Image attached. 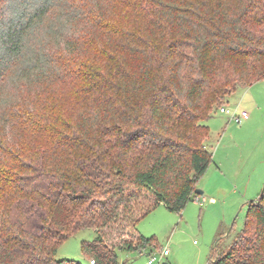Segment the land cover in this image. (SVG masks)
I'll list each match as a JSON object with an SVG mask.
<instances>
[{"label": "trees", "instance_id": "1", "mask_svg": "<svg viewBox=\"0 0 264 264\" xmlns=\"http://www.w3.org/2000/svg\"><path fill=\"white\" fill-rule=\"evenodd\" d=\"M111 1L91 0L90 14L70 0H0V264H82L56 253L89 227L82 252L95 264L156 247L137 224L198 195L213 161L202 121L264 78V0ZM93 37L100 65L79 60ZM73 76L93 94L74 122L17 100ZM208 264H264V188Z\"/></svg>", "mask_w": 264, "mask_h": 264}, {"label": "rangeland", "instance_id": "2", "mask_svg": "<svg viewBox=\"0 0 264 264\" xmlns=\"http://www.w3.org/2000/svg\"><path fill=\"white\" fill-rule=\"evenodd\" d=\"M70 1L86 6L85 10L91 14L94 6L91 0ZM79 29L78 34L91 30L84 21L79 22ZM93 38L79 60L100 65V57L95 54L96 47H102L103 42ZM47 45L53 46L54 52L60 51L55 44ZM79 70L87 71L84 67ZM87 87L85 80L73 76L31 90L22 87L17 100L21 105L43 107L51 118L60 117L71 123L81 110L92 107L93 94L88 98ZM223 105L239 106L248 111L249 117L243 123H236L215 106L211 117L202 121L210 127L205 145L213 154L207 172L197 182V188L203 193L196 196L198 200L195 197L190 201L182 212L171 211L160 204L142 218L137 224L139 232L153 237L157 245L142 251L118 250L120 264H148L152 256L160 258L164 248H169L170 253L162 261L170 264H208L212 253L218 247L221 251L227 250L235 234L242 229L248 203L264 188V78L226 97ZM16 127L12 129V136L20 135ZM28 139L15 140L28 147L42 148L47 143L46 139ZM199 199L205 200L201 203ZM96 236L97 231L92 227L79 230L59 246L56 258L90 264V258L82 252V242Z\"/></svg>", "mask_w": 264, "mask_h": 264}, {"label": "built area", "instance_id": "3", "mask_svg": "<svg viewBox=\"0 0 264 264\" xmlns=\"http://www.w3.org/2000/svg\"><path fill=\"white\" fill-rule=\"evenodd\" d=\"M220 111L222 113H225L229 116L230 121H235L236 123H243L248 117L249 113L247 110L240 109L239 106H236L234 108L228 107L227 105H223L220 107ZM198 200V198L196 197ZM205 199H199V201L202 203ZM170 253L169 248H164L161 252L160 258L157 257V255L152 256L148 264H160L162 260ZM91 264H95V260H90Z\"/></svg>", "mask_w": 264, "mask_h": 264}, {"label": "water", "instance_id": "4", "mask_svg": "<svg viewBox=\"0 0 264 264\" xmlns=\"http://www.w3.org/2000/svg\"><path fill=\"white\" fill-rule=\"evenodd\" d=\"M196 192H197L198 194H202V193H203V190L197 188ZM160 264H170V263L167 262V261H162Z\"/></svg>", "mask_w": 264, "mask_h": 264}]
</instances>
